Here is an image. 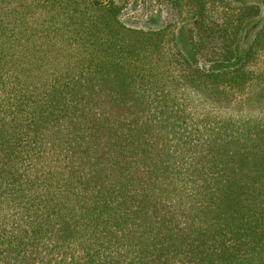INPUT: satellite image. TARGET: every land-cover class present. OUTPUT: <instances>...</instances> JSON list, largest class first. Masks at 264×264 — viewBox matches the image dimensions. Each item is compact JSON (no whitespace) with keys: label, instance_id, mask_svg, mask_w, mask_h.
Wrapping results in <instances>:
<instances>
[{"label":"trees","instance_id":"16d2710c","mask_svg":"<svg viewBox=\"0 0 264 264\" xmlns=\"http://www.w3.org/2000/svg\"><path fill=\"white\" fill-rule=\"evenodd\" d=\"M159 1L224 61L260 15ZM122 10L0 0V264H264V26L208 71Z\"/></svg>","mask_w":264,"mask_h":264},{"label":"rangeland","instance_id":"374dc122","mask_svg":"<svg viewBox=\"0 0 264 264\" xmlns=\"http://www.w3.org/2000/svg\"><path fill=\"white\" fill-rule=\"evenodd\" d=\"M98 1L108 3L112 0ZM227 1L231 2L230 5L233 6L234 10L238 8V5L244 6L247 4L245 0ZM115 2L123 8L120 14V21L127 28L141 29L146 31H159L170 28L176 36V42L178 44L179 49L189 60L190 58L187 56V52L192 56V61L190 60V62L192 64L194 63V66L197 65V68L209 71L212 65L217 64L219 62H227L224 60H220L217 54L214 53L219 50L216 44H219L220 42L208 43L200 41L199 33L201 23L199 21V18L189 17V14H187L186 12H182L180 9H177L172 4L168 2H161L159 0H115ZM253 2L259 6L261 14L264 0H256ZM219 11H221V8ZM228 12L229 14H236L233 13L232 10ZM218 13L221 12H217V14ZM161 21L165 22V27L163 29L156 28L160 26ZM186 22L191 23L186 28H182L183 24H185ZM187 33L189 36V40L185 37ZM244 37L245 36L241 34L240 40L235 48V51L238 50L239 54H242L245 48L244 47L242 50H240L239 44L243 45L244 43V45L246 46L248 42V39L245 40ZM244 62H246V60Z\"/></svg>","mask_w":264,"mask_h":264},{"label":"water","instance_id":"95a60500","mask_svg":"<svg viewBox=\"0 0 264 264\" xmlns=\"http://www.w3.org/2000/svg\"><path fill=\"white\" fill-rule=\"evenodd\" d=\"M190 23L191 22H186L185 24H183L182 28H186L187 26L190 25ZM263 26H264V4L262 5L261 14L258 17L247 21V23H245V25L242 28V35H244V36L249 35L248 42H247L242 54H239V51L237 50V55H236L234 60L227 61V62H219L217 64H214L210 67L211 69L209 71L231 70V69H236V68L240 67L248 56L249 50H250L251 45L254 41V38L256 37V34L258 33V31L261 28H263ZM164 27H165V22L161 21L160 26H158L156 28H159V29L162 28L163 29ZM187 56L191 60L192 56L188 52H187ZM195 66L198 67L197 65H195Z\"/></svg>","mask_w":264,"mask_h":264},{"label":"flooded vegetation","instance_id":"af4514ba","mask_svg":"<svg viewBox=\"0 0 264 264\" xmlns=\"http://www.w3.org/2000/svg\"><path fill=\"white\" fill-rule=\"evenodd\" d=\"M185 37H186V39H188V40H189V36H188V33L186 34V36H185Z\"/></svg>","mask_w":264,"mask_h":264}]
</instances>
